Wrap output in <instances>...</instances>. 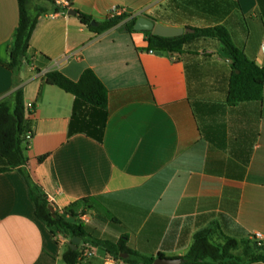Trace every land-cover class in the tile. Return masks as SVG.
<instances>
[{"label": "crops", "instance_id": "0c3cea01", "mask_svg": "<svg viewBox=\"0 0 264 264\" xmlns=\"http://www.w3.org/2000/svg\"><path fill=\"white\" fill-rule=\"evenodd\" d=\"M33 6L47 12L17 76L9 48L19 2L0 0V102L22 89L33 133L25 142L26 169L55 210L69 209L73 216L66 218L86 231L79 247L92 255L79 264H105L110 254L93 240L123 237L143 257L183 259L207 229L214 244L239 241L233 253L245 264H264L254 262L264 257V239H252L264 236V98L227 104L233 61L218 40L204 49L199 39L172 54L151 50L147 32L125 27L139 17L185 29L221 25L264 68V0H34ZM117 7L131 19L102 33L69 14L101 24ZM86 70L109 92L106 118L88 112L73 119L74 95L47 82L52 72L78 82ZM73 238L36 216L18 170L0 172V264H66Z\"/></svg>", "mask_w": 264, "mask_h": 264}, {"label": "trees", "instance_id": "16d2710c", "mask_svg": "<svg viewBox=\"0 0 264 264\" xmlns=\"http://www.w3.org/2000/svg\"><path fill=\"white\" fill-rule=\"evenodd\" d=\"M33 1L18 0L19 25L9 48V64L17 76L24 63L28 61L31 50V38L39 18L47 12L45 8L34 7ZM60 9V6L55 7L57 12ZM77 15L83 24L97 33L107 31L124 21V17L114 18L94 26L92 17L81 12H77ZM152 20L160 22L165 19L160 20L153 17ZM136 21V18L127 21L125 23L126 29L131 32L134 31ZM188 28L195 32L174 38L158 37L152 32H147L149 34V48L158 52L180 54L185 45L201 38L218 40L233 61L227 104L235 106L241 102L263 100L264 68L250 60L235 45L224 26ZM47 82L49 85L57 86L74 95L73 119L82 117L88 112L91 113L90 117L93 116V118L96 115L107 117L109 92L94 71L86 70L78 82L68 79L60 72H52L47 75ZM30 130V124L26 120L25 115L23 92L20 88L13 93L10 99L0 102V159L2 161L0 172L18 170L29 186L30 196L35 204L36 216L45 222L47 226L54 227L65 235L72 234L74 237L84 241L87 233L83 226L66 218V215L73 216L72 212L66 209L65 215L60 214L59 211L53 214L50 210V206L53 205L49 202L48 196L34 183L26 169L29 160L27 155L29 146L25 143L24 136ZM97 130L100 129L98 128ZM43 160L44 157L40 158V161ZM211 233L212 230L207 229L195 235L192 248L183 258L184 264H245L242 258L233 253L239 248V241L225 237L224 244H214L211 242ZM93 242L98 246L104 247L110 255L116 258H120L121 255H128V258L122 259L127 264H153L155 261L152 258L143 257L132 251L128 247L127 237H123L118 243L99 239H94ZM83 258L80 247L78 250H74L68 246L63 256L66 264H79ZM261 261H264V257L254 258V262Z\"/></svg>", "mask_w": 264, "mask_h": 264}, {"label": "water", "instance_id": "95a60500", "mask_svg": "<svg viewBox=\"0 0 264 264\" xmlns=\"http://www.w3.org/2000/svg\"><path fill=\"white\" fill-rule=\"evenodd\" d=\"M70 15H76L77 12L69 11ZM94 26H98V23L95 21L92 22ZM135 31L139 32H152L155 36L163 37V38H174L180 37L187 33H194L195 31L192 29H185L181 27H171L163 24H156L152 20L146 17H139L134 26ZM50 210L53 214H55L56 210L53 206H50ZM81 244V239L78 237H74L69 243L68 246L72 247L74 250L79 249V245ZM122 259L128 258V255H121ZM153 264H184V259H165L158 258L154 261Z\"/></svg>", "mask_w": 264, "mask_h": 264}, {"label": "built area", "instance_id": "2783aa9c", "mask_svg": "<svg viewBox=\"0 0 264 264\" xmlns=\"http://www.w3.org/2000/svg\"><path fill=\"white\" fill-rule=\"evenodd\" d=\"M122 17H124V21L131 19V17L129 15H127L125 9H123L121 7H117L115 9H113V11L110 14V19L122 18ZM262 51L264 52V45L262 47ZM29 107L32 108L31 105ZM32 138H33V133L30 131H28L24 136L25 142H27V143H29L32 140ZM252 239L255 241H262L264 239V236L261 233H255L252 236ZM82 253H83V257L86 255H88V256L92 255V253H88L86 250H83ZM105 264H123V263H122L121 258H116L113 255H109V256H107V258L105 260Z\"/></svg>", "mask_w": 264, "mask_h": 264}, {"label": "rangeland", "instance_id": "374dc122", "mask_svg": "<svg viewBox=\"0 0 264 264\" xmlns=\"http://www.w3.org/2000/svg\"><path fill=\"white\" fill-rule=\"evenodd\" d=\"M164 6V5H163ZM159 10L161 11V14L163 15V16H167V15H172V11L170 10V11H166L165 9H163V8H159ZM205 38H201V40L199 41V42H197L196 43V45H198V46H200V47H202V48H204V49H206L208 46H210V45H214V43H216V41H213V40H215V39H211V38H209L210 40H208V39H205Z\"/></svg>", "mask_w": 264, "mask_h": 264}]
</instances>
